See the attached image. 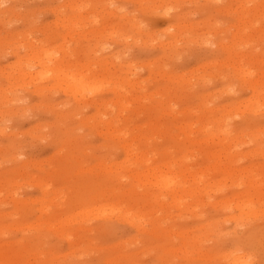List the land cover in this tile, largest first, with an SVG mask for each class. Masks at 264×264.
I'll list each match as a JSON object with an SVG mask.
<instances>
[{
    "label": "rangeland",
    "instance_id": "1",
    "mask_svg": "<svg viewBox=\"0 0 264 264\" xmlns=\"http://www.w3.org/2000/svg\"><path fill=\"white\" fill-rule=\"evenodd\" d=\"M0 1L9 7L0 13V264H225L235 250L264 264V0ZM38 52L62 58L67 80L82 72L83 83L112 82L72 95L29 59ZM187 167L213 185L201 203L185 210L153 199L155 169ZM223 167L237 175L220 181ZM244 170L260 182H230ZM258 196L262 214L246 215L252 224L234 219L236 205ZM116 207L141 216L142 229L118 219ZM200 225L204 240L183 253Z\"/></svg>",
    "mask_w": 264,
    "mask_h": 264
},
{
    "label": "bare ground",
    "instance_id": "2",
    "mask_svg": "<svg viewBox=\"0 0 264 264\" xmlns=\"http://www.w3.org/2000/svg\"><path fill=\"white\" fill-rule=\"evenodd\" d=\"M3 1H0V4L2 3ZM5 3V2H4ZM75 4V3H74ZM7 9H9V7L8 8H6V9H1V7H0V13H4V12H6L7 11ZM10 13V12H9ZM77 13V12H76ZM78 14V13H77ZM112 14V13H111ZM15 15V14H14ZM74 15V14H73ZM8 16V15H7ZM18 16V15H17ZM20 16V15H19ZM25 16V15H24ZM84 16V15H83ZM21 17V16H20ZM19 17V18H20ZM27 17V16H26ZM11 18L12 17H10V20H11ZM19 18H17V19H19ZM25 18V17H24ZM23 18V19H24ZM79 18V17H78ZM88 20V19H87ZM68 22V21H67ZM72 22V21H71ZM74 22V21H73ZM1 24V23H0ZM62 24V23H61ZM76 25H77V23H76ZM70 26V25H69ZM258 27V26H257ZM58 30V29H57ZM136 30V29H135ZM77 31V30H76ZM66 32V31H65ZM68 32V31H67ZM61 35V34H60ZM243 35V34H242ZM245 35V34H244ZM264 35V34H263ZM51 37V36H50ZM50 37H49V40H50ZM8 39V38H7ZM27 39V38H26ZM25 40V39H24ZM62 40H63V38H62ZM158 40V39H157ZM29 41V40H28ZM47 41V40H46ZM6 42V41H5ZM59 42V41H58ZM242 42V41H241ZM35 44V43H34ZM33 44V45H34ZM60 44V43H59ZM62 44V43H61ZM170 44V43H169ZM28 45V44H27ZM48 47V46H47ZM46 47V48H47ZM50 47H51V45H50ZM49 47V48H50ZM54 47V46H53ZM52 47V48H53ZM59 47V46H58ZM61 47V46H60ZM171 47V46H170ZM52 48H50V49H52ZM27 49V48H26ZM32 49H34V48H32ZM28 50V49H27ZM60 50H63L64 51V49H60ZM34 51H35V49H34ZM49 51L50 50H48V53H49ZM36 52V51H35ZM51 53V55H52V52H50ZM59 53V52H58ZM62 53V52H61ZM29 54V53H28ZM39 54V52L38 53H34L33 54V56L35 55V57L37 56ZM60 54V53H59ZM19 55V54H18ZM21 55V54H20ZM19 55V56H20ZM69 55V54H68ZM23 57V56H22ZM35 57H33V59H32V57L31 58H29V59H31L32 61L34 60V62L36 61V63H34V64H36V66H38V67H40V70L42 69V73L44 74L45 73V75L47 76V74H48V72H50L51 74H50V77L52 78V80L54 79L55 81H60L61 79H62V81H61V83L63 82L64 84L66 83L67 84V88L69 89V91L72 93V95H79V97L81 98V96H82V90H84V89H82V88H85L86 87V89L84 90L85 92L88 90L89 91V88H91V87H87V86H92L93 84H94V82H93V80L92 79H90V81H89V83L92 81L93 82V84H92V82L90 83V85L88 84V83H86V82H88V81H84V83H86V85L81 81V79H79L78 77V75L80 74V73H82V72H78V74H77V76H76V78H72L71 79V77H72V75L73 74H76L75 72L77 71H73V70H70V71H73L72 72V75L70 76L68 73V75L70 76V78L69 79H71V80H67V79H65L66 77H67V75L64 77L63 75V77H60V69H61V66H62V58H55V59H53L52 58V56L50 57L48 54L46 55H42L41 56V53L37 56V57H39L38 59L36 58V60L34 59ZM61 57H62V55H61ZM27 58V57H26ZM70 58V57H69ZM28 59V58H27ZM66 59H68V58H66ZM20 60V59H19ZM24 61V60H23ZM27 61H29V60H27ZM67 62V61H66ZM75 62V61H74ZM69 62H67V64H68ZM13 64V63H12ZM15 64V63H14ZM25 64V63H24ZM23 64V65H24ZM70 64H71V62H70ZM92 65V64H91ZM110 65V64H109ZM121 65V64H120ZM129 65V64H128ZM68 66V65H67ZM69 66H71V65H69ZM73 66V65H72ZM76 66V65H75ZM80 66V65H79ZM65 67V66H64ZM83 67V66H82ZM90 67V66H89ZM32 68V67H31ZM34 69H35V67H33ZM78 68H80V67H78ZM240 68H241V66H240ZM244 68V67H243ZM87 69V68H86ZM104 69H106V67L104 68ZM20 70V69H19ZM39 70V71H40ZM82 70V69H81ZM89 70H90V68H89ZM2 71V70H1ZM33 71V70H32ZM85 71V70H84ZM239 71V70H238ZM250 71V70H249ZM12 71H10V73H11ZM18 72V71H17ZM21 71H19V73H20ZM22 72H24V71H22ZM26 72H27V70H26ZM29 72H30V70H29ZM35 72V73H34ZM34 72H33V74H32V76L35 74H37L36 72H37V70H34ZM241 72H242V70H241ZM40 73V72H39ZM84 73V72H83ZM91 73H92V71H91ZM90 73V74H91ZM16 74V73H15ZM87 74V73H86ZM239 74V73H238ZM250 74V73H249ZM24 75V77H25V74H23ZM45 75H43V76H45ZM84 75H85V73H84ZM88 75H89V73H88ZM100 75V74H99ZM260 75V74H259ZM16 76H17V74H16ZM28 75H27V73H26V77H27ZM31 76V75H30ZM30 76H28V79H30V78H32L33 79V81H35L36 80V78H35V76H33L34 78H35V80H34V78L33 77H30ZM37 76V80L36 81H39L40 79L41 80H45V79H43L42 77H38L39 76V74L38 75H36ZM49 76V75H48ZM47 76V77H48ZM243 76V75H242ZM8 77V76H7ZM19 77L21 78V76L19 75ZM73 77H75L74 75H73ZM94 77V76H93ZM96 77V76H95ZM20 78H18V79H20ZM81 78V77H80ZM90 78V77H89ZM89 78H87V79H89ZM98 78H100V77H98ZM123 78V77H122ZM239 79H240V77H238ZM17 79V80H18ZM23 79V78H22ZM63 79H65V80H63ZM103 79V78H102ZM110 79V78H109ZM109 79H107L106 81H108ZM112 79V78H111ZM114 79V78H113ZM9 80V79H8ZM67 80V81H66ZM95 80V79H94ZM98 80V79H97ZM101 80V79H100ZM100 80H98L99 82H96V83H98L100 86H104V84L106 83V81L105 80H103L104 81V83H103V85H102V83L100 82ZM127 80V79H126ZM129 80V79H128ZM244 80V79H243ZM18 81H20L21 83H22V81H24V79L23 80H18ZM32 80L30 79V82H31ZM32 81V82H33ZM48 81V80H47ZM257 81V80H256ZM17 82V81H16ZM15 82V83H16ZM44 82V81H43ZM109 82H112V80H110V81H108L106 84H105V86L107 85V84H111V83H109ZM117 82L118 83H120L121 84V82H120V80L118 81L117 80ZM122 82H123V80H122ZM124 82H126V81H124ZM123 82V83H124ZM251 82V81H250ZM249 82V83H250ZM53 83V82H52ZM61 83H59V84H61ZM95 83V85H93V87L94 86H96V88L97 87H99V85L98 84H96ZM117 83V84H118ZM135 83V82H134ZM24 84V83H23ZM23 84H21V85H23ZM39 84V83H38ZM40 84H41V82H40ZM55 84H57V83H55ZM59 84L57 85V86H59ZM88 84V85H87ZM125 84H127V82L125 83ZM25 85V84H24ZM30 86H32L31 85V83L29 84ZM44 85V84H43ZM52 85V84H51ZM53 85H54V83H53ZM113 85H114V82H113ZM113 85L112 86H110V87H112L113 88ZM127 85H129V84H127ZM13 86H15L14 84H13ZM20 86V85H19ZM105 86H104V88H105ZM117 86V85H116ZM120 86V85H119ZM122 86H123V84H122ZM126 86V85H125ZM125 86H123V87H125ZM131 86H132V88H133V84L131 83ZM130 85H129V87H131ZM139 86V85H138ZM137 86V87H138ZM22 87V86H21ZM24 87V86H23ZM22 87V88H23ZM37 87H39V86H37ZM41 87H42V85L40 86V89H38V92H39V90H41ZM123 87H121V88H123ZM136 87V86H135ZM9 88V87H8ZM28 88H30V87H27V89ZM44 88V87H43ZM49 87L47 86V89H48ZM57 88H59V87H57ZM62 88H63V86H62ZM62 88L60 87V89L62 90ZM67 88H65V89H67ZM88 88V89H87ZM107 88V87H106ZM109 88V87H108ZM251 88V87H250ZM252 88H254V86H252ZM7 89V88H6ZM5 89V90H6ZM34 89H36V86H35V88ZM67 89V90H68ZM93 89V88H92ZM91 89V90H92ZM100 90H101V88H99ZM114 89V88H113ZM118 89V88H117ZM126 89H127V87H126ZM263 89V88H262ZM16 90V89H15ZM22 90V89H21ZM61 90H60V92H61ZM80 90H81V93H80ZM94 90V89H93ZM93 90L92 91H89V92H91L90 94H93L94 92H93ZM96 90V91H95ZM94 91L97 93V92H99L98 91V89H95ZM105 90V89H104ZM108 90V89H107ZM109 90H112V89H109ZM133 90V89H132ZM139 90V89H138ZM137 90V91H138ZM3 91V90H2ZM14 91V90H13ZM23 91V90H22ZM35 91V90H34ZM59 91V90H58ZM84 91H83V93H84ZM114 90H112V92H113ZM121 91V90H120ZM135 91V90H134ZM256 91V90H255ZM12 92V91H11ZM16 92V91H15ZM38 92H35V93H38ZM88 92V93H89ZM117 92V91H116ZM263 92L264 91H262V94H263ZM34 93V94H35ZM40 93V92H39ZM44 93H45V91H44ZM52 93V92H51ZM56 93V92H55ZM62 93V92H61ZM95 93V94H96ZM118 93V92H117ZM126 93V92H125ZM124 93V94H125ZM4 94V93H3ZM46 94V93H45ZM86 95H88V96H90V94H87V93H85ZM84 94V95H85ZM115 94V93H114ZM127 94V93H126ZM131 94V93H130ZM158 94V93H157ZM262 94H261V96H262ZM2 95V94H1ZM5 95V94H4ZM4 95H2V96H4ZM40 95V94H39ZM41 95H43V94H41ZM63 95H66V94H63ZM81 95V96H80ZM83 95V96H84ZM123 95V94H122ZM121 95V96H122ZM133 95V94H132ZM5 96H7V95H5ZM68 96V95H67ZM83 96H82V98H83ZM116 96V95H115ZM120 96V95H119ZM121 96L119 97V99L121 98ZM127 96V95H126ZM152 96V95H151ZM85 98V97H84ZM116 98H118V97H116ZM124 98V97H123ZM162 98V97H161ZM2 99V98H1ZM125 100H126V98H124ZM128 99V98H127ZM135 99H137V98H135ZM139 99V98H138ZM3 100H4V97H3ZM77 100V99H76ZM80 100V99H79ZM78 100V101H79ZM118 100V99H117ZM117 100L116 101H114L113 100V102H116L117 104H118V102H117ZM123 100V99H122ZM122 100H121V102H122ZM134 100V99H133ZM140 100V99H139ZM161 100V99H160ZM8 101V100H7ZM7 101H6V103H7ZM78 101H76V102H78ZM81 101V100H80ZM83 101V100H82ZM146 101V100H145ZM258 101V100H257ZM127 102V101H126ZM141 102V101H140ZM147 102V101H146ZM263 102V101H262ZM1 103V102H0ZM3 103V102H2ZM5 103V102H4ZM95 103V102H94ZM97 103V102H96ZM104 103V102H103ZM123 103V102H122ZM122 103H120V101H119V104H122ZM127 103H129V102H127ZM127 103H126V105H127ZM132 103V102H131ZM130 103V104H131ZM144 103V102H143ZM148 103H150V102H148ZM251 103H253V102H251ZM256 103V102H255ZM258 103V102H257ZM108 104H109V102H108ZM108 104H106V105H108ZM110 104H113V103H110ZM263 104V103H262ZM91 105V104H90ZM102 105V104H101ZM116 105V104H115ZM123 105H125V103L124 104H122V106H120V107H122V109H124V107H123ZM242 105H244V104H242ZM241 105V106H242ZM246 105V104H245ZM105 106V105H104ZM113 106V105H112ZM111 106V107H112ZM128 106V105H127ZM250 106V105H249ZM255 106V105H254ZM257 106V105H256ZM106 107V106H105ZM111 107H110V109H111ZM239 107V106H238ZM251 107V106H250ZM263 107V106H262ZM106 108H108V107H106ZM116 108H119V105H118V107H116ZM115 108V109H116ZM131 108V107H130ZM141 108V107H140ZM245 108V107H244ZM258 108V107H257ZM10 109V108H9ZM102 109V108H101ZM121 109V110H122ZM125 109H126V107H125ZM128 109V108H127ZM158 109H159V107H158ZM242 109V108H241ZM259 109V108H258ZM112 110H114V108H112ZM119 110H120V108H119ZM119 110H115L116 112H118V114H120L119 113ZM120 110V111H121ZM129 110V109H128ZM160 110V109H159ZM237 110V109H236ZM235 110V111H236ZM8 111H10V110H8ZM96 111H97V109H96ZM126 111V110H125ZM239 111H241V110H239ZM238 111V112H239ZM250 111V110H249ZM253 111V110H252ZM251 111V112H252ZM257 111V110H256ZM260 111V110H259ZM114 112V111H113ZM237 112V111H236ZM242 112V111H241ZM246 112H247V110H246ZM254 112V111H253ZM2 113V112H1ZM4 113V112H3ZM6 113V112H5ZM4 113V114H5ZM240 113V112H239ZM114 114V113H113ZM118 114H116V115H118ZM122 115V114H121ZM0 117H2V116H0ZM96 118H98V117H96ZM94 120H96V119H94ZM115 120V119H114ZM101 121V120H100ZM249 120H247L246 122L244 121V123H247ZM86 122H89V121H86ZM85 122V123H86ZM91 122V121H90ZM92 122H94V121H92ZM91 122V124H93ZM112 122V121H111ZM216 122V121H215ZM224 122V121H223ZM116 123H118V125H119V122L117 121ZM217 123V122H216ZM107 124H110L109 122L107 123ZM112 124V123H111ZM113 124H115V123H113ZM208 124V123H207ZM223 124V123H222ZM87 125V124H86ZM93 125H95V123L93 124ZM205 124H203L202 126L204 127V128H206L205 126H204ZM215 125V124H214ZM109 126V125H108ZM201 126V127H202ZM227 126V125H226ZM84 127V126H83ZM86 127V126H85ZM111 127H112V125H111ZM182 127V126H181ZM186 126L184 125V128H185ZM189 127V126H188ZM224 127V126H223ZM175 128V127H174ZM209 128V127H208ZM210 128H212V127H210ZM215 128V127H214ZM217 128V127H216ZM227 128V127H226ZM115 129V128H114ZM113 129V130H114ZM119 129V128H118ZM178 129H180V128H178ZM187 129V128H186ZM220 129V128H219ZM106 130H108L107 128H106ZM191 130V129H190ZM208 130V129H207ZM232 130V129H231ZM116 131V130H115ZM186 131V130H185ZM201 131V130H200ZM210 131V130H209ZM215 131V130H214ZM218 131L219 130H217L216 132H217V134H219L218 133ZM226 131V130H225ZM178 132H181V130H179ZM182 132H183V130H182ZM211 132V131H210ZM232 132V131H231ZM106 133V132H105ZM203 133H207V132H205V131H203L202 132V134ZM209 133V132H208ZM207 133V134H208ZM213 133H215V132H213ZM221 133V132H220ZM228 133V132H227ZM252 133V132H251ZM258 133V132H257ZM107 134V133H106ZM109 134V133H108ZM212 134V133H211ZM211 134H209L210 136H211ZM241 134V133H240ZM120 135H121V133H120ZM119 135V136H120ZM183 135V134H182ZM185 135V134H184ZM206 135V134H205ZM228 135H230V134H228ZM233 135V134H232ZM242 135V134H241ZM108 136V135H107ZM118 136V137H119ZM121 136H123V135H121ZM210 136H207V137H210ZM237 137H239L238 135H236ZM188 137V136H187ZM211 137H213V136H211ZM215 137V136H214ZM222 137H224L223 136V134H222ZM108 138V137H107ZM111 138V137H110ZM122 138V137H121ZM141 138H144V137H142L141 136ZM190 138V137H189ZM226 138V137H225ZM252 138H254V137H252ZM206 140H210V139H207V138H205ZM212 140H213V138H211ZM215 139H217V137H215ZM111 140H112V138H111ZM218 140V139H217ZM216 140V141H217ZM231 140H233V139H231ZM231 140H230V142H231ZM238 139H236V141H237ZM214 141V140H213ZM215 141V142H216ZM224 141V140H223ZM227 141H229V140H227ZM226 141V142H227ZM189 143L191 142V140H189L188 141ZM193 142V141H192ZM200 142V141H199ZM203 142H205V144H206V141H203ZM209 142V141H208ZM211 142V141H210ZM218 142V141H217ZM219 142H220V140H219ZM218 142V143H219ZM238 142H239V140H238ZM213 143V142H212ZM222 143V142H221ZM126 145L127 146V144L126 143H124L123 142V145ZM191 144V143H190ZM193 144V143H192ZM199 144V143H198ZM209 144V143H208ZM220 144V143H219ZM244 144V143H243ZM121 145V144H120ZM132 145V144H131ZM136 145V144H135ZM147 145V144H146ZM225 145H227V147L229 146L228 145V142L225 144ZM139 146V145H138ZM137 146V147H138ZM148 146V145H147ZM208 146H210V145H208ZM233 146V145H232ZM264 146V145H263ZM136 147V146H135ZM140 147V146H139ZM138 147V148H139ZM149 147V146H148ZM223 147V146H222ZM225 147V146H224ZM230 147V146H229ZM128 148V147H127ZM127 148H125V149H127ZM131 148V147H130ZM129 148V149H130ZM262 148V147H261ZM135 149V148H134ZM137 149V148H136ZM142 149V148H141ZM218 149V148H217ZM225 149V148H224ZM258 149V148H257ZM257 149H255V150H257ZM260 149V148H259ZM223 150V149H222ZM239 150V149H238ZM254 150V149H253ZM254 150V151H255ZM229 151V150H228ZM233 151V150H232ZM260 151V150H259ZM236 152V151H235ZM129 153V152H128ZM144 153V152H143ZM142 153V154H143ZM164 153V152H163ZM210 152H208L207 154H209ZM217 153V152H216ZM215 153V154H216ZM219 153V152H218ZM263 153V152H262ZM147 154V153H146ZM145 153L142 155V156H145L146 155ZM214 154V153H213ZM224 155V154H223ZM226 155H227V153H226ZM230 155V154H229ZM252 155V154H251ZM263 155V154H262ZM147 156V155H146ZM145 156V157H146ZM215 156V155H214ZM213 156V157H214ZM234 156H235V153H234ZM141 157V156H140ZM188 157V155L186 156V158ZM223 157H225V156H223ZM237 157V156H236ZM240 157V156H239ZM245 157V156H244ZM137 158V157H136ZM142 158H144V157H142ZM147 158V157H146ZM185 158V159H186ZM189 158V157H188ZM191 158V157H190ZM211 158H212V156H211ZM139 159V158H138ZM141 159V158H140ZM147 159H150V158H147ZM166 159V158H165ZM218 159V158H217ZM232 159V158H231ZM170 160V159H169ZM225 160V159H224ZM229 160V159H228ZM171 161V160H170ZM170 161H168V162H170ZM139 162V161H138ZM141 162V161H140ZM145 162V161H144ZM147 162V161H146ZM190 162V161H189ZM227 162V161H226ZM137 163V162H136ZM135 163V164H136ZM141 164V163H140ZM144 164V163H143ZM165 164V163H164ZM167 164V163H166ZM170 164H171V162H170ZM175 164V163H174ZM221 164V163H220ZM228 164V163H227ZM125 165V164H124ZM147 165V164H146ZM145 165V166H146ZM169 165V164H168ZM176 165H177V163H176ZM186 165V164H185ZM185 165H183V166H185ZM224 165V164H223ZM135 166H137V165H135ZM142 166V165H141ZM182 166V167H183ZM209 166V165H208ZM210 166H211V164H210ZM213 166V165H212ZM216 166V165H215ZM215 166H213V167H215ZM123 167H125V166H123ZM138 167V166H137ZM147 167V166H146ZM164 167V166H163ZM170 167H172V166H170ZM169 167V168H170ZM181 167V168H182ZM207 167V166H206ZM99 168V167H98ZM110 168V167H109ZM119 168H121V166H119ZM126 168V167H125ZM144 168V167H143ZM159 168V167H158ZM158 168L157 169H155V170H157V173H159V171H158ZM165 168V167H164ZM166 168H168L167 166H166ZM166 168H165V170H166ZM175 168H176V166H175ZM184 168V167H183ZM188 168V167H187ZM223 168H225V167H223ZM134 169V168H133ZM132 169V170H133ZM138 169V168H137ZM140 169V168H139ZM145 169V168H144ZM148 169V168H147ZM150 169V168H149ZM154 169V168H153ZM163 169V168H162ZM162 169H160V171L162 170ZM174 169V168H173ZM205 169V168H204ZM216 169V168H215ZM231 169H232V167H231ZM234 169V168H233ZM123 170V169H122ZM128 170V169H127ZM154 170V172L156 173V171ZM178 170H180V169H178ZM178 170H175V171H178ZM184 170H186V169H183V171ZM188 170L190 171V170H192V169H189L188 168ZM188 170H186L187 171V174H182L183 173V171H182V169H181V172H178V173H170V171H169V169L167 170V172L169 173H166L165 171H164V173L163 172H160V174H155V173H153L151 170V172H152V176H153V181H152V186L155 188L154 190H156V193H155V198L153 197V199H156V197H163V196H168V197H170V200L171 201H175V205L176 206H179V207H183V209H185V210H187V208L188 207H190V208H188V209H191L192 210V206H194L195 204H199V203H201L202 202V197L203 196H205L206 194H207V192H208V189L210 188L211 189V187L213 186V185H211V184H207V180L205 179V180H203V178L200 176V174L202 175V172H200V171H202L201 169L200 170H198V173H199V175L197 176L194 172H189ZM210 170H212V168L210 169ZM219 170V169H218ZM235 170V169H234ZM246 170V169H245ZM245 170H244V172H245ZM108 171V170H107ZM141 171V170H140ZM143 171V170H142ZM142 171H141V173H142ZM163 171V170H162ZM172 171V170H171ZM174 171V170H173ZM193 171V170H192ZM206 171H208V170H206ZM221 172H222V174H223V172L225 173V175L222 177V179L220 180V181H222V180H225V179H228L230 176H231V174H233V171L232 172H227L228 170L225 168V169H221L220 170ZM237 171V170H236ZM251 171V172H250ZM249 172H248V174L245 172V173H243V172H241L238 176H235V177H238V178H236V179H229V180H231L230 182H232L233 183V181H237V180H239V181H237V186H239L240 184H239V182H241L242 183V179L241 178H243V177H246V176H249L251 179H250V182H252V183H254V179L256 180V178H254V175H255V173L253 174L252 173V170H250ZM113 172V171H112ZM118 172V171H117ZM116 172V173H117ZM145 172H146V170H145ZM196 172V171H195ZM114 173V172H113ZM133 173V172H132ZM131 173V175H133ZM135 173V172H134ZM140 173V174H141ZM147 174H149V176L151 175L150 173H148V171L146 172ZM180 173V174H179ZM207 173V172H206ZM138 174V173H137ZM146 174V175H147ZM155 174V175H154ZM168 174V175H167ZM207 174H209V173H207ZM244 174H245V176H244ZM131 175H130V177H131ZM206 175V174H205ZM233 175H237V174H233ZM106 176H108V175H106ZM138 176V175H137ZM144 175H142V177H143ZM208 176V175H207ZM129 177V178H130ZM133 177V176H132ZM148 177V176H147ZM151 177V176H150ZM150 177H149V179H150ZM232 177V176H231ZM230 177V178H231ZM234 177V176H233ZM134 178V177H133ZM138 178V177H137ZM137 178H136V180H137ZM206 178V177H205ZM132 179V178H131ZM146 179V178H145ZM148 179V178H147ZM147 180V182L146 183H148L149 181H151V180ZM152 179V178H151ZM241 179V180H240ZM140 179L138 178V182H141L142 184L144 183V181H139ZM144 180V179H143ZM247 181L249 180V179H246ZM245 180V181H246ZM105 181V180H104ZM134 181V180H133ZM247 181H246V183H247ZM257 181V180H256ZM224 182V181H223ZM257 182H260V181H257ZM12 183H13V181H12ZM133 183V182H132ZM149 183H151V182H149ZM245 183V184H246ZM256 183V182H255ZM255 183H254V185H255ZM18 184V183H17ZM16 184V185H17ZM212 184H215V182H213ZM239 184V185H238ZM248 184H250L249 182H248ZM10 185H12V184H10ZM135 185H136V183H135ZM148 185V184H147ZM151 185H149V186H151ZM220 185V183H218L217 184V186H219ZM233 185V184H232ZM234 185H235V183H234ZM254 185H252V186H254ZM41 186H42V183H41ZM133 186V185H132ZM136 186H139L140 187V185L138 184V185H136ZM135 186V187H136ZM145 186V185H144ZM236 186V187H237ZM251 186V184L249 185V187ZM251 186V187H252ZM43 187V186H42ZM138 187V188H139ZM142 187V186H141ZM146 187V186H145ZM145 187H143V189L145 188ZM152 187V188H153ZM249 187H248V189H249ZM134 188V187H133ZM255 188V187H254ZM41 190H43L44 191V189H41ZM127 190H129V189H127ZM151 190V189H150ZM247 191V190H246ZM245 191V192H246ZM125 192V191H124ZM248 193V192H247ZM262 193H264V192H261V194ZM43 194H44V192H43ZM110 194V193H109ZM108 194V195H109ZM114 194V193H113ZM257 194V193H256ZM115 195V194H114ZM146 196H147V194H145ZM144 195V196H145ZM149 195V194H148ZM248 195H249V193H248ZM113 196V195H112ZM116 196V195H115ZM143 196V197H144ZM91 197V196H90ZM111 197V196H110ZM109 197V198H110ZM114 197V196H113ZM151 197V196H150ZM253 197V196H252ZM116 199V198H115ZM158 199H160V198H158ZM158 199H156V200H158ZM163 199H165V198H163ZM167 199V198H166ZM182 199V200H181ZM111 200V199H110ZM149 200V199H148ZM155 200V201H156ZM154 201V202H155ZM161 201V200H160ZM159 201V203L161 204V202ZM170 201V202H171ZM209 201V200H208ZM262 201V199L260 198V196H258V198L256 199V200H249L248 198L244 201V202H242V203H239L238 205H236L235 206V210L238 212V217L237 218H234V219H243L244 217L245 218H247L246 217V215L248 214V215H250L249 216V219L251 220V219H255L256 218V216H259V215H261L262 214V211L260 210L262 207L260 206V204L262 203L261 202ZM42 201H40V203H41ZM153 202V203H154ZM184 202V204H182ZM204 202V201H203ZM206 202H207V200H206ZM39 203V204H40ZM106 203V202H105ZM109 202H107V204H108ZM158 203V204H159ZM172 203V202H171ZM174 203V202H173ZM208 203H210V202H208ZM208 203H206V204H208ZM230 203V202H229ZM229 203H227V204H223L222 205V208L224 207H226V208H228L229 206H228V204ZM157 204V205H158ZM162 204H164V203H162ZM41 205H43L42 203H41ZM117 205V204H116ZM151 205V204H150ZM169 205H172V204H169ZM203 205H204V203H203ZM208 205H210V204H208ZM39 206V205H38ZM45 206V205H44ZM109 206H111V207H115V204L114 205H109ZM109 206H107L109 209H113V208H110ZM119 206V205H118ZM219 206H220V203H219ZM103 207V206H102ZM175 207V206H174ZM40 208H42V206L40 207ZM230 208L231 207H229V209L228 210H230ZM43 210V208L41 209V211ZM85 211H86V209H84ZM115 212L118 214V213H120V215H118V219H120V220H122V221H125V222H128L130 225H132V226H135V227H138L140 230L142 229V225H143V221L141 220V216H137L136 215V213L135 212H132V211H129L128 209H119L118 207H116L115 208ZM185 210H184V212H185ZM191 210L189 211L190 213L189 214H192V216H195L196 217V215H194L193 213H191ZM109 211L110 210H108V213H109ZM138 211V210H137ZM81 212V211H80ZM79 212V213H80ZM112 212H113V210H112ZM187 212V211H186ZM196 212V211H195ZM84 213V212H83ZM78 214V213H77ZM76 214V215H77ZM85 214V213H84ZM110 214V213H109ZM152 214V213H151ZM82 215V214H81ZM80 215V216H81ZM107 215V214H106ZM247 215V216H248ZM79 216V215H78ZM79 216V217H80ZM102 216H104V215H102ZM113 216V215H112ZM150 216H152V215H150ZM85 217V216H84ZM251 217H255V218H251ZM68 218V217H67ZM82 218H83V215H82ZM82 218L80 217V219L82 220ZM112 218V217H111ZM114 218H117V217H114ZM66 218H64V219H62V220H65ZM71 219V218H70ZM77 220H78V218H76ZM108 219V218H107ZM154 219V218H153ZM248 219V218H247ZM248 219V220H249ZM75 219L73 218V221H74ZM84 220V219H83ZM248 220H246V219H244V221L246 222V221H248ZM249 220V221H250ZM256 220V219H255ZM66 221H67V219H66ZM71 221V220H70ZM72 221V222H73ZM76 221V220H75ZM79 222H80V220H79ZM247 223H249V224H252L251 223V221L250 222H247ZM243 224H244V222H243ZM59 225H62V224H59ZM208 225V224H207ZM248 225V224H247ZM67 226V225H66ZM155 226V225H154ZM158 226V225H157ZM156 226V227H157ZM201 226V225H200ZM199 226V227H200ZM156 227H153V229H154V231H155V229H156ZM159 227V226H158ZM60 228V227H59ZM63 228H65V226L63 227ZM62 228V229H63ZM248 227H246V229H247ZM264 228V227H263ZM61 229V228H60ZM153 229H151L152 231H153ZM158 229V228H157ZM253 229V228H252ZM256 229H261V228H256ZM163 231H164V229H162ZM166 230V229H165ZM169 230V229H168ZM206 230H207V227L206 226H201V228H199V230L198 231H196V233L195 234H192V235H189L188 237L186 236V239L184 240V241H186V242H181L182 243V252L183 253H190L189 252V250L190 249H192L194 246H198L199 247V243L201 242V241H203L204 240V238H205V233H206ZM251 230V229H250ZM151 231V232H152ZM204 231V232H203ZM252 231V230H251ZM250 231V232H251ZM256 231V230H255ZM62 232V231H61ZM162 232V231H161ZM171 232V230L169 231V233ZM173 232V231H172ZM184 232H185V230H184ZM249 232V231H248ZM168 233V234H169ZM176 233V232H175ZM183 233V232H182ZM167 234V235H168ZM172 234V233H171ZM248 234V233H247ZM68 234H66V236H67ZM154 235V234H153ZM160 235V234H159ZM165 235V234H164ZM179 235H180V233H179ZM188 235V234H187ZM157 236V235H156ZM182 236V235H181ZM248 236V235H247ZM251 236H253V235H251ZM69 238H70V236H68ZM183 237H185L184 235H183ZM254 237V236H253ZM179 238H181V237H179ZM250 238V237H249ZM68 239V238H67ZM237 239V238H236ZM238 240H240V238H238ZM245 240H247V238L245 239ZM248 241V240H247ZM247 241H243V242H247ZM250 242H251V240H250ZM252 242H253V240H252ZM251 242V243H252ZM169 248H171V247H169ZM174 249H172L171 251H173ZM177 250V249H176ZM175 250V252H177ZM166 251V253L168 252L167 250H165ZM170 251V250H169ZM170 251V252H171ZM179 251H181V250H179ZM164 252V251H163ZM234 253H231L230 255H226V256H224L225 257V260L227 261H225V264H252L251 263V261L248 259V256L247 255H244V254H238V252H237V250H235V251H233ZM242 252V251H241ZM174 253V252H173ZM172 254V253H171ZM238 254V255H237ZM163 255V254H162ZM161 255V256H162ZM169 255V254H168ZM229 260V261H228ZM109 263V262H108ZM108 263H106V264H108Z\"/></svg>",
    "mask_w": 264,
    "mask_h": 264
}]
</instances>
